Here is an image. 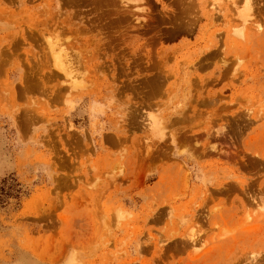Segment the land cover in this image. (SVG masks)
I'll return each mask as SVG.
<instances>
[{"label": "rangeland", "instance_id": "374dc122", "mask_svg": "<svg viewBox=\"0 0 264 264\" xmlns=\"http://www.w3.org/2000/svg\"><path fill=\"white\" fill-rule=\"evenodd\" d=\"M0 264H264V0H0Z\"/></svg>", "mask_w": 264, "mask_h": 264}, {"label": "bare ground", "instance_id": "6f19581e", "mask_svg": "<svg viewBox=\"0 0 264 264\" xmlns=\"http://www.w3.org/2000/svg\"><path fill=\"white\" fill-rule=\"evenodd\" d=\"M241 17V16H240ZM55 63H56V66H59L60 65V70L62 71V66H61V63L58 61V59H55ZM54 67H55V65H54ZM56 68V67H55ZM63 69L65 70V67H63ZM69 69V68H68ZM70 70H71V68H70ZM67 71V69L65 70V72ZM63 73H64V71H63ZM67 74V73H66ZM68 74H71V73H69L68 72Z\"/></svg>", "mask_w": 264, "mask_h": 264}]
</instances>
